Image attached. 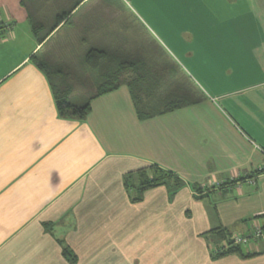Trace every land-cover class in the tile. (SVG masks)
Returning <instances> with one entry per match:
<instances>
[{
    "label": "crops",
    "instance_id": "crops-1",
    "mask_svg": "<svg viewBox=\"0 0 264 264\" xmlns=\"http://www.w3.org/2000/svg\"><path fill=\"white\" fill-rule=\"evenodd\" d=\"M28 1L0 0V264H264L263 240L243 256L212 252L225 241L218 230L264 229V0H242L230 22L242 30L208 40L242 44L257 65L227 67L228 90L195 88L198 101L144 120L126 84L92 100L83 119L58 114L31 58L90 0ZM45 17L52 29L39 43L32 28ZM152 166L180 186L134 202L125 181L137 186Z\"/></svg>",
    "mask_w": 264,
    "mask_h": 264
},
{
    "label": "rangeland",
    "instance_id": "rangeland-1",
    "mask_svg": "<svg viewBox=\"0 0 264 264\" xmlns=\"http://www.w3.org/2000/svg\"><path fill=\"white\" fill-rule=\"evenodd\" d=\"M58 1L63 7H70L78 0ZM230 1L90 0L84 11L66 21L38 58L50 61L46 62L51 83L59 87L64 79L79 101L127 62L134 69L120 71L118 81L133 83L142 111H161V104L171 100L193 103L200 98L195 88L203 92H208L210 85L220 92L230 88L219 82L222 78L219 74L227 67L237 72L249 69L248 64L257 65L256 57L253 62L248 61L242 44L208 41L219 34L226 39L229 30H242L236 27L240 26L238 23H230L232 17L241 15L242 0ZM38 2L47 6L46 0ZM95 6L100 11L94 10ZM41 13L48 15L50 11ZM43 24L38 26L40 35L52 29L47 17ZM249 33L258 34L256 30ZM231 44L235 47L233 51L229 48ZM91 50L105 55L94 68L86 62ZM187 53L194 57H184Z\"/></svg>",
    "mask_w": 264,
    "mask_h": 264
},
{
    "label": "trees",
    "instance_id": "trees-1",
    "mask_svg": "<svg viewBox=\"0 0 264 264\" xmlns=\"http://www.w3.org/2000/svg\"><path fill=\"white\" fill-rule=\"evenodd\" d=\"M25 1L26 0H22L21 3L24 5L26 4ZM65 17L66 15L59 16L58 23H61L65 19ZM32 30H33L34 36L37 37L39 43H42L44 39L47 37V34L46 35L42 34V36H40V33L38 32V28L35 26H33ZM104 57L105 55L103 53L98 52L97 50H91L87 54L86 62L88 65H90L91 68H94L98 64V62L101 61ZM31 61L37 68L43 71V73H45L47 77H49L50 66L47 64L46 61L41 60L40 58L36 56H33L31 58ZM119 68L120 69L117 73L113 74L112 72L109 75H107L105 78H103L101 80V84L99 88L93 93H91V95H89L87 98H84L83 101L77 100V97L74 96L72 93L73 87L72 86L69 87V85H67V82L64 79L60 81L59 87L50 83L52 84L51 88L53 91L54 100H55L58 114L61 117H71V118L83 119L89 113L90 103L92 100L115 91L122 84H126L129 87V90L135 102L137 114L139 116V119L141 120L148 119L156 115L170 113V112L182 109L194 103V102L193 103H183V102L174 103V101L171 100L169 102H163L161 104V107H163L161 111H158V112L156 111L148 112L147 110L142 111L139 107L138 98L133 92V89H134L133 83H129V82L126 83V82L118 81L120 77V71H123L128 68L134 69V66L126 62V63H122ZM62 74L63 73L61 74L56 73V75H62ZM136 175L138 176V179H139L137 186L132 185L128 179L125 181V187L127 190L135 189L136 191V197L132 199L134 202L140 201L143 193L149 189L162 186V185H166V184H169L170 182L175 184L176 187L180 186L179 180L175 176H173V174L163 171L160 168L155 167V166H152L146 170H140L136 173ZM215 233L220 240H225L229 244V248H227V250L217 253L215 257L225 256L228 254H238L240 256H243L240 246H232L231 244L232 237L227 231L218 230ZM63 255L66 257H70V254L66 249H63Z\"/></svg>",
    "mask_w": 264,
    "mask_h": 264
},
{
    "label": "built area",
    "instance_id": "built-area-1",
    "mask_svg": "<svg viewBox=\"0 0 264 264\" xmlns=\"http://www.w3.org/2000/svg\"><path fill=\"white\" fill-rule=\"evenodd\" d=\"M223 184H216L215 187L221 188ZM264 241V230L263 228H255L250 234L248 235H236L232 236L231 238V244L232 246H248L252 243H255L257 241ZM229 248L228 242L224 241L222 242L221 246L219 248H215L212 250L213 253L217 254L220 252H223L224 250H227Z\"/></svg>",
    "mask_w": 264,
    "mask_h": 264
}]
</instances>
